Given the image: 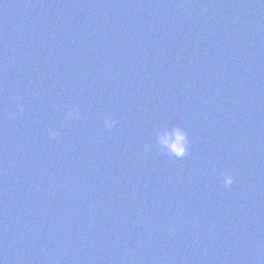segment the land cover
I'll return each mask as SVG.
<instances>
[{"label": "water", "instance_id": "1", "mask_svg": "<svg viewBox=\"0 0 264 264\" xmlns=\"http://www.w3.org/2000/svg\"><path fill=\"white\" fill-rule=\"evenodd\" d=\"M101 261L264 264V0H0V264Z\"/></svg>", "mask_w": 264, "mask_h": 264}, {"label": "clouds", "instance_id": "2", "mask_svg": "<svg viewBox=\"0 0 264 264\" xmlns=\"http://www.w3.org/2000/svg\"><path fill=\"white\" fill-rule=\"evenodd\" d=\"M16 101L18 105V110L9 114L10 119H16L21 113L24 112L23 97L16 96ZM80 109L76 105L71 108L66 115V119H79L80 118ZM104 124L107 129H112L116 125V121L111 116H106L104 119ZM59 133L56 130L50 132V136L55 138ZM159 145L162 146L170 155H173L177 158H184L189 154L190 140L188 133L180 127L168 131L159 136ZM235 183V177L230 172L223 173V184L227 188H231ZM101 264H104L101 261Z\"/></svg>", "mask_w": 264, "mask_h": 264}]
</instances>
